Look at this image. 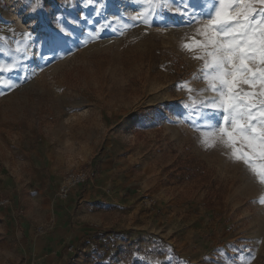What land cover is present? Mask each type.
Segmentation results:
<instances>
[{
    "label": "rangeland",
    "instance_id": "obj_1",
    "mask_svg": "<svg viewBox=\"0 0 264 264\" xmlns=\"http://www.w3.org/2000/svg\"><path fill=\"white\" fill-rule=\"evenodd\" d=\"M214 4L0 0V264L21 240L35 259L23 248L52 231L75 170L132 193L77 205L90 238L52 264H264V183L204 143L221 120L196 58Z\"/></svg>",
    "mask_w": 264,
    "mask_h": 264
},
{
    "label": "snow or ice",
    "instance_id": "obj_2",
    "mask_svg": "<svg viewBox=\"0 0 264 264\" xmlns=\"http://www.w3.org/2000/svg\"><path fill=\"white\" fill-rule=\"evenodd\" d=\"M197 31L204 54L196 58L204 60L203 78L215 94L204 104L221 116L206 126L219 136L204 143L223 142L264 183V0H215Z\"/></svg>",
    "mask_w": 264,
    "mask_h": 264
},
{
    "label": "crops",
    "instance_id": "obj_3",
    "mask_svg": "<svg viewBox=\"0 0 264 264\" xmlns=\"http://www.w3.org/2000/svg\"><path fill=\"white\" fill-rule=\"evenodd\" d=\"M108 179H105V183H98L97 185L91 183H86L78 188L76 191L71 194L70 198L67 201H61L57 198L53 202H60L57 205L61 217L55 222L52 231L46 234L48 237L43 240L39 238L36 240L34 247L31 249L23 248L25 253H28L29 256H35L34 260H27L26 262L22 261V240L20 241V249H18V263H15L14 260H10L9 252L6 255V260L2 264H42V261L46 256H49L48 264L51 262H56L59 257H61L62 248H67L71 245L76 246L81 241L90 238L86 232V222L77 220L74 217L70 218L69 213L73 209L83 203V202H129L126 201V194L132 193L130 188H123L122 186H116L117 182L109 183ZM61 181V179H59ZM112 192V193H111ZM107 193V194H106ZM113 194V196L108 194ZM66 202H69L68 204ZM95 226V224H90L89 227ZM66 229V230H65ZM45 236V235H44ZM26 240L24 239V246L26 245ZM31 244V242H30ZM48 252V255H47ZM26 255V254H25ZM76 256V253H75ZM70 259L72 255L70 254ZM37 258V259H36Z\"/></svg>",
    "mask_w": 264,
    "mask_h": 264
},
{
    "label": "built area",
    "instance_id": "obj_4",
    "mask_svg": "<svg viewBox=\"0 0 264 264\" xmlns=\"http://www.w3.org/2000/svg\"><path fill=\"white\" fill-rule=\"evenodd\" d=\"M91 177L92 175L86 170H75L67 173L59 189L60 200L67 201L70 198L71 194L74 192V190L86 184V182H88ZM6 205H11V202L9 200H6L0 203V206ZM37 231L38 233L43 235L49 232V228H47L46 226H39ZM68 252L72 255V259L75 260L76 246H69Z\"/></svg>",
    "mask_w": 264,
    "mask_h": 264
}]
</instances>
